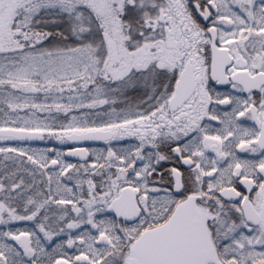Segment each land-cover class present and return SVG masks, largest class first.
Masks as SVG:
<instances>
[{
  "label": "snow or ice",
  "instance_id": "6c2138e0",
  "mask_svg": "<svg viewBox=\"0 0 264 264\" xmlns=\"http://www.w3.org/2000/svg\"><path fill=\"white\" fill-rule=\"evenodd\" d=\"M0 264H264V0H0Z\"/></svg>",
  "mask_w": 264,
  "mask_h": 264
}]
</instances>
